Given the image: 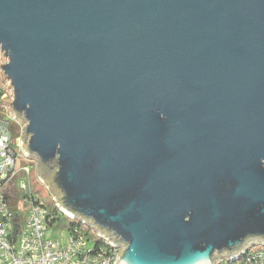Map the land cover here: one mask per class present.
I'll return each instance as SVG.
<instances>
[{
	"label": "water",
	"instance_id": "water-1",
	"mask_svg": "<svg viewBox=\"0 0 264 264\" xmlns=\"http://www.w3.org/2000/svg\"><path fill=\"white\" fill-rule=\"evenodd\" d=\"M0 52L24 155L117 264L264 245V0H0Z\"/></svg>",
	"mask_w": 264,
	"mask_h": 264
},
{
	"label": "built area",
	"instance_id": "built-area-1",
	"mask_svg": "<svg viewBox=\"0 0 264 264\" xmlns=\"http://www.w3.org/2000/svg\"><path fill=\"white\" fill-rule=\"evenodd\" d=\"M12 121L18 122L12 113L8 116L0 113V264H117L121 248L111 245L94 229L96 239L81 231L75 232L66 243L48 236L52 217L42 198L32 195L33 165L21 159L24 125L18 122L21 135L14 138ZM14 191L25 195L19 207L28 209L17 232L9 205ZM218 264H264V249L252 252L251 248L237 259H223Z\"/></svg>",
	"mask_w": 264,
	"mask_h": 264
},
{
	"label": "trees",
	"instance_id": "trees-1",
	"mask_svg": "<svg viewBox=\"0 0 264 264\" xmlns=\"http://www.w3.org/2000/svg\"><path fill=\"white\" fill-rule=\"evenodd\" d=\"M3 96L2 93H0V98ZM3 105L0 102V113L4 114L3 112ZM4 116H8L4 114ZM21 125L18 122L12 121V132L14 134V138H18L21 135ZM25 163V162H24ZM32 195L40 196L37 192L36 188L34 187V183L32 180ZM25 195L23 193H20L18 191H14L11 193L10 196V211L14 214V224L16 232L19 230L21 225L24 223L26 214L23 213L22 208L19 207V201L24 197ZM41 197V196H40ZM45 203V202H44ZM47 208L49 209L50 216L52 217L49 225L51 229H55L57 227H60V224H64V226H67L69 231V237H73L76 233L75 232H84L87 236L90 237V234L86 231L84 228L83 223L72 219L68 216H66L64 213H62L55 205V202L52 200L51 203H45ZM26 206L23 207L25 209Z\"/></svg>",
	"mask_w": 264,
	"mask_h": 264
},
{
	"label": "rangeland",
	"instance_id": "rangeland-1",
	"mask_svg": "<svg viewBox=\"0 0 264 264\" xmlns=\"http://www.w3.org/2000/svg\"><path fill=\"white\" fill-rule=\"evenodd\" d=\"M4 60L7 61L6 58H4ZM0 61H1V53H0ZM1 74H0V93H2L3 95H7V97L12 101L13 97L11 95V89H7L9 86V82L7 80L2 81L1 80ZM0 101H2V97L0 98ZM3 105V104H2ZM4 109L3 112L6 115L11 114V111L8 109L7 105H3ZM22 158L21 159H25L26 162L30 165H33V172H32V178H33V183H34V187L36 188L37 192L39 193V195L41 196L42 200L45 203H51L52 202V198H54V196H52L49 192V189L47 188V186L40 182V180L38 179V165H37V161L34 159H30V158H26V156L22 153ZM23 213H25L26 215L28 214V209H22ZM84 225V228L86 229V231L90 234V236L94 239H96V235H95V231L90 228L89 226ZM48 236L52 237L54 240L61 242V243H66L68 238H69V231L67 226H64V224H60V227H57L55 229H51L48 233ZM261 249H264V245H256L252 247V252H256L259 251Z\"/></svg>",
	"mask_w": 264,
	"mask_h": 264
}]
</instances>
